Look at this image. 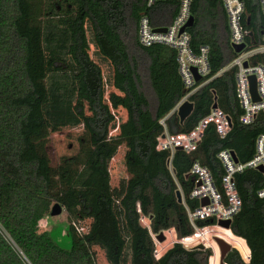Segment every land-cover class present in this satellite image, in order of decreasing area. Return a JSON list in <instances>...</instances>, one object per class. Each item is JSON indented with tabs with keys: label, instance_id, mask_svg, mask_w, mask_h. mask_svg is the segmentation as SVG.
<instances>
[{
	"label": "trees",
	"instance_id": "1",
	"mask_svg": "<svg viewBox=\"0 0 264 264\" xmlns=\"http://www.w3.org/2000/svg\"><path fill=\"white\" fill-rule=\"evenodd\" d=\"M242 1L244 42L252 48L262 42L264 12L260 0ZM179 7V0H157L152 6L147 0H0V264H98L96 247L109 264H209L211 248L187 249L181 243L156 258L152 233L170 228L179 238L194 233L177 198L180 187L189 207L199 204L189 197L193 163L208 167L220 185L224 168L218 153L231 149L241 162L250 160L264 133V116L243 124L237 68L221 73L237 55L224 1L192 0L189 46L195 55L208 47L210 73L195 84L199 88L188 98L194 110L181 123L176 107L190 89L178 49L140 41L143 15L155 29L164 28ZM252 61L264 64V56ZM50 72L65 76L66 86L56 89L51 80L50 89ZM110 85L118 93L109 99ZM52 98L62 105L52 107ZM73 100L84 128L80 148L54 166L46 152L51 125L58 121L56 111L65 120L75 119ZM214 104L231 116L230 133L221 138L208 124L195 151L175 152L172 172L170 152L158 150L157 138L165 131H191ZM120 108L127 119L113 134V109ZM122 145L129 177L112 188L109 165ZM235 179L242 207L231 226L246 239L251 260L245 262L233 248L225 261L264 264V198L258 196L264 175L248 169ZM55 203L67 212L70 249L44 227ZM141 214L150 217L151 230L141 223ZM88 219L89 228L80 230ZM237 246L245 251L242 243Z\"/></svg>",
	"mask_w": 264,
	"mask_h": 264
},
{
	"label": "built area",
	"instance_id": "2",
	"mask_svg": "<svg viewBox=\"0 0 264 264\" xmlns=\"http://www.w3.org/2000/svg\"><path fill=\"white\" fill-rule=\"evenodd\" d=\"M156 1L157 0H147V4L148 6H152ZM179 1L180 7L178 15L175 17L172 24L166 27L167 30L165 32H156L147 15H143L140 21V41L142 44L149 46L153 43H165L177 48L179 51L178 60L180 62V70L185 84L190 91L182 98L176 109H178L184 101L189 100L188 98L199 88L198 86L195 87V84L198 83V81L195 79L192 68L195 67L197 69V72L202 77V80L210 73L208 47L203 46L201 47L199 54H193L189 46L191 35L187 32V29L183 32L181 31L191 17L190 13L192 0ZM223 1L228 13V20L231 29V44L234 48V45L244 43L245 48L242 51L237 52L236 57H234V59L221 71V73L233 67L237 68L236 92L243 110V114L240 119L243 124H252L259 115L262 114L264 116V64L258 62L254 63L252 61L256 55L264 56V33L262 42L259 45L248 48L244 42V37L247 31H245L241 25L244 2L242 0ZM260 2L264 12V0H260ZM245 63H248V65L245 66ZM251 76H254L256 79L258 100L253 99L250 84ZM209 80L210 79L204 80L200 86L207 83ZM162 123L165 125L164 120H162ZM208 124L215 125L219 136L221 138H225L230 133L233 122L229 114L221 111L218 107L216 109L212 108L211 113L203 118L191 131L187 133H170L165 131L157 138L158 150L170 152L168 167L172 172V161L175 152L177 150H183L187 153L195 151L203 139L205 129ZM233 153L235 152L231 149H223L218 153V157L224 168V175L220 185H217L216 179L208 167L199 162L193 163L188 172V177H191L193 180V186L189 193V197L190 199L197 200L199 202L198 206L195 208H191L187 205L184 192L182 191V188L179 187L183 197V204L186 206L190 222L194 226V233L183 238L178 237L175 228H170L162 233L164 235V233L169 230H175L176 238L178 239H176V243H181L187 249H193L199 245H204V248H206V230L210 228H218L219 230L227 229L242 243L245 251L242 252L241 249L238 248L237 241L229 242L225 239L222 236L223 233L221 231L217 237L225 240L231 245V247L233 246L231 249H236L242 259L248 263L251 260V250L246 239L236 235L232 231V226L230 228H225L220 225V222L226 220L233 222L234 216L242 207V200L235 179L236 175L243 173L248 169L259 170V167L261 166L264 168V133L257 137L255 154L250 160L241 162L236 154L237 159H235ZM262 173L264 175V172ZM258 196L264 198V186L259 190ZM204 199H207L208 203L202 205V201ZM144 220H148V223L145 225L142 222ZM206 220H210L212 222L202 227L198 225V221ZM141 223L143 226L151 230L150 217L141 214ZM80 230L84 231L85 229L81 227ZM152 236L155 242L154 255L156 258H160L170 248L164 250V247H159V241L157 239L158 234L152 233ZM167 238L168 237L166 235L164 240H167ZM215 238L216 237H214V239ZM211 250L212 255L210 256L209 264H211L210 260L215 255L214 249ZM219 254V264H221L220 247Z\"/></svg>",
	"mask_w": 264,
	"mask_h": 264
},
{
	"label": "rangeland",
	"instance_id": "3",
	"mask_svg": "<svg viewBox=\"0 0 264 264\" xmlns=\"http://www.w3.org/2000/svg\"><path fill=\"white\" fill-rule=\"evenodd\" d=\"M87 25L91 29V25L89 23H87ZM92 36H93V33H92ZM90 54H91V57L93 58V55L91 52ZM109 65H110L111 72H113L112 64L110 63ZM66 79L67 78L65 76L52 77V72H50L48 74L49 88L51 89L53 87V85H51V80L57 81L54 85L56 89H61L65 87ZM115 92L118 93V91L113 87V85H110V92H109V96L107 97H109L110 99V96ZM55 104H57L58 107L62 105L61 101H58L56 99L54 100L52 98L50 105L54 107ZM72 106H73V109H72L71 116L75 117V119L68 118L67 120H65L61 117V113L56 111V113L58 114L57 115L58 121L52 123L51 125V135H50L49 141L46 146V152L48 153L51 159L52 165L54 166L58 165L63 157L76 154L80 148L79 141H80L81 135L84 134V128H83V125L80 123L81 120L77 113V110H78L77 101L73 100ZM113 112L116 115V122H115V127L112 132L113 134H116L120 124L123 122L122 121V109L121 108L113 109ZM125 153H126V146L122 145L110 162V165H109L110 185L112 188L119 187L121 182L123 180H127L129 177V174L125 166V161H124ZM46 219L47 221L45 223L46 225L44 224V227L51 232L53 238L56 240L58 244H60V246H62L65 249H70L72 246V239H71V236L68 234L69 222L67 219V212L64 210L60 215H57V216L50 215ZM142 222L145 225L148 223V220H144ZM90 223H91L90 219L82 222L81 224L84 226L83 229L89 228ZM220 231L223 233L222 236L225 239H227L229 242L237 241L238 244L241 243L227 229L219 230L218 228H210L206 230V236H207L206 248L214 249V252H215L214 257L210 260L212 261V264L220 263L219 246L217 245L214 239V237L218 236ZM166 235L168 237L167 240H164V241L158 240L159 241L158 246L164 247V250L171 248L178 240L176 238L175 230L167 231L166 233H164V237H166ZM96 250H97L98 264H109L105 257L104 251L101 250L99 247H96Z\"/></svg>",
	"mask_w": 264,
	"mask_h": 264
},
{
	"label": "water",
	"instance_id": "4",
	"mask_svg": "<svg viewBox=\"0 0 264 264\" xmlns=\"http://www.w3.org/2000/svg\"><path fill=\"white\" fill-rule=\"evenodd\" d=\"M193 22H194V19L191 16L190 19L188 20V22L181 29V31L182 32L185 31L188 27H190L193 24ZM166 30H167L166 27L155 29L156 32H165ZM244 48H245V44L244 43L239 44V45H234V49H235L236 52H240ZM247 65H248V63H245V66H247ZM192 70H193V73L195 75L196 81H198V82L201 81L202 77L200 76V74H198L197 69L195 67H193ZM250 84H251V92H252V95H253V99L254 100H258L257 84H256V79H255L254 76L250 77ZM217 107H218V105L214 104L213 108L216 109ZM193 110H194V103L189 101V100L184 101L178 107L177 112H178V115L180 117L181 123H183L186 120V118L189 117L192 114ZM233 155H234L235 159H237L235 153H233ZM259 170L264 172V168L262 166L259 167ZM177 198H178V201L180 203L183 202V197H182V193H181L180 190L177 191ZM207 203H208L207 199H204L202 201V205H205ZM63 211H64V209L60 205V203H55L52 206L51 215L52 216H57V215H60ZM220 225L225 227V228H230L231 225H232V222L230 220L221 221ZM157 239L160 240V241H163L164 240L163 233H159L158 236H157ZM215 240L218 243V245L220 247V250H221V264H226L225 257L229 253V251L231 250L232 247H231L230 244H228L225 240H223L221 238L216 237ZM204 247H205L204 245H199L196 248H202L203 249Z\"/></svg>",
	"mask_w": 264,
	"mask_h": 264
},
{
	"label": "crops",
	"instance_id": "5",
	"mask_svg": "<svg viewBox=\"0 0 264 264\" xmlns=\"http://www.w3.org/2000/svg\"><path fill=\"white\" fill-rule=\"evenodd\" d=\"M126 119H127V111L122 108V121H125ZM46 221H47V219H44L43 223L45 224Z\"/></svg>",
	"mask_w": 264,
	"mask_h": 264
}]
</instances>
